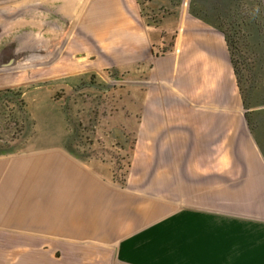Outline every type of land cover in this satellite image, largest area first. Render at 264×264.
Returning <instances> with one entry per match:
<instances>
[{
	"label": "crops",
	"instance_id": "crops-1",
	"mask_svg": "<svg viewBox=\"0 0 264 264\" xmlns=\"http://www.w3.org/2000/svg\"><path fill=\"white\" fill-rule=\"evenodd\" d=\"M159 10L88 0L49 65L59 83L0 88L23 100L20 145L0 150V264H264V102H244L219 27L184 2L165 40ZM33 30L0 6L4 54Z\"/></svg>",
	"mask_w": 264,
	"mask_h": 264
},
{
	"label": "rangeland",
	"instance_id": "rangeland-1",
	"mask_svg": "<svg viewBox=\"0 0 264 264\" xmlns=\"http://www.w3.org/2000/svg\"><path fill=\"white\" fill-rule=\"evenodd\" d=\"M152 1L153 7H158L160 5V10L156 15L151 14V19L158 20L161 16L163 21L166 20L167 23L163 24L167 28L165 40H169L172 37L174 38L176 33L175 22L180 15V10H178V8L184 2H186L188 8L191 0ZM193 1L196 3L195 9L200 10V16L212 22L216 27H219L229 38L232 56L239 72V79L244 94L249 97L251 96L250 98L253 99L256 104L264 102V1L258 0V5L254 3V0ZM141 2L144 4L146 0H141ZM250 23H252V25H254V23L255 25L258 24L259 31L257 35L254 34L253 29L249 28L250 30L248 31L247 25ZM164 35L166 34L163 33V36ZM63 62L67 61L58 60L55 63L58 65ZM53 67L54 66H47L40 70L24 71L8 77L0 76V88L15 84L17 86L20 85V87L31 89L39 87V85L44 84L43 82L49 83L50 85L59 83L53 79L56 74L51 75L53 74L51 73ZM98 72L100 76L105 74L100 69H98ZM62 92L63 90L58 88V90H56V95L58 97L63 96L67 99L66 94L68 93L64 94ZM92 96V92L85 89V91L80 93L77 100L75 97H72V109L76 111L73 116H76L77 120L80 121L85 128L88 115L92 110ZM65 105L67 110L71 108L70 102H67ZM13 119V115L3 111L0 112V150L15 149L20 145V142L16 140L20 131L18 130L17 132L16 127L12 126L10 123Z\"/></svg>",
	"mask_w": 264,
	"mask_h": 264
},
{
	"label": "water",
	"instance_id": "water-1",
	"mask_svg": "<svg viewBox=\"0 0 264 264\" xmlns=\"http://www.w3.org/2000/svg\"><path fill=\"white\" fill-rule=\"evenodd\" d=\"M88 0H0V6H24L28 22L33 24V39L16 58L4 54V48L14 44L0 45V73L27 70L52 65L61 55ZM14 12L13 14H16ZM11 19V17H9ZM32 34V33H30Z\"/></svg>",
	"mask_w": 264,
	"mask_h": 264
},
{
	"label": "trees",
	"instance_id": "trees-1",
	"mask_svg": "<svg viewBox=\"0 0 264 264\" xmlns=\"http://www.w3.org/2000/svg\"><path fill=\"white\" fill-rule=\"evenodd\" d=\"M258 0H254V3H256L258 5ZM195 1L191 0L189 5H188V12L190 14H192L193 16H195L196 18H201L200 16V10H196L195 9ZM263 27V26H262ZM247 28H248V31L250 29H253V32L254 34L257 35L259 29H258V24L255 25H252V23L248 24L247 25ZM250 28V29H249ZM221 30V29H220ZM223 32V31H222ZM224 33V32H223ZM224 36H225V40H226V43H227V46H228V49H229V52H230V58H231V62H232V65L234 67V71H235V74H236V77H237V81H238V87L242 93V97L244 98V102L245 101H248L250 100L251 96H246L242 90V87H241V82H240V79H239V72H238V69H237V66H236V63L233 59V56H232V52H231V46H230V42H229V38L226 36V34L224 33ZM263 39H264V35H263ZM21 90L20 91H10V90H4V91H1L0 92V112H6L10 115H13L12 114V108L15 109L17 108L18 110L21 109V107L23 106V100L21 99ZM264 101V100H263ZM13 106L12 108L10 106ZM11 110V111H10ZM28 120H29V123L31 125V120L29 119L28 117ZM11 124H14V126L16 125V123H12L10 122ZM117 173V172H116ZM127 175V172H119L116 174V178H119L118 180H115L117 183L119 184H122L124 183V180H125V177Z\"/></svg>",
	"mask_w": 264,
	"mask_h": 264
}]
</instances>
